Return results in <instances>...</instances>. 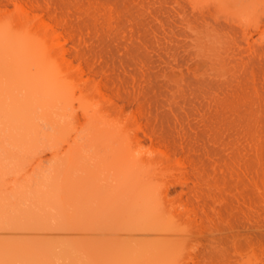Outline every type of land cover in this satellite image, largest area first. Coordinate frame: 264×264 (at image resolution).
I'll list each match as a JSON object with an SVG mask.
<instances>
[{
	"label": "bare ground",
	"instance_id": "1",
	"mask_svg": "<svg viewBox=\"0 0 264 264\" xmlns=\"http://www.w3.org/2000/svg\"><path fill=\"white\" fill-rule=\"evenodd\" d=\"M244 1L235 4L237 13L244 7L253 12L252 7L258 6L257 0H251L248 5L252 7L247 8ZM65 4L58 0H0V131L18 148L33 153L40 132L36 111L64 134L68 130L62 122L70 117L72 96L88 95L99 104L93 108L95 117L104 112L116 121L114 127H107L110 120L95 126L91 145L109 149L114 158L106 162L99 155L100 161L96 154L90 160L95 166H89V161L82 166L79 148L69 144L74 157L72 165L67 164L69 172L63 170L59 181L49 185L53 188L41 190L33 207L16 211L8 220L10 229L46 232L44 235L57 232L56 238L49 235L40 241L45 247L41 258L50 262L60 258L73 264H264L263 39L255 49L258 64L253 67L258 73L254 80L244 76V67L236 74V66L228 75L230 68L224 61L225 69L222 65L210 67L195 75L180 68V75L174 78L168 67L183 68V58L161 40L165 19L106 15L91 3L83 9L85 4L79 3L80 8L76 4V9L73 4L67 10ZM257 9L260 13L261 8ZM250 12L241 14L242 20ZM131 107L133 113L127 115ZM93 109L88 112L92 119ZM144 146L149 149L142 152ZM75 168H82V173L72 172ZM84 174H88L85 179ZM98 175L103 181L111 179L108 182L113 181L119 192L105 198L107 203L97 193H103L109 183L99 184L100 177L93 182ZM85 184L93 187L88 186L89 193ZM173 191L180 196L172 199ZM101 204L103 208L108 205L102 219L110 214L104 222L110 224L114 219V225L106 223L108 230L105 225L102 231L112 233L89 242L72 237L102 214L98 210ZM89 216H93L90 223L86 221ZM59 232L66 234L59 236ZM26 240L18 237L1 242L3 258L11 259L10 264L33 260L38 250L33 240ZM229 242L235 254L225 246Z\"/></svg>",
	"mask_w": 264,
	"mask_h": 264
},
{
	"label": "rangeland",
	"instance_id": "2",
	"mask_svg": "<svg viewBox=\"0 0 264 264\" xmlns=\"http://www.w3.org/2000/svg\"><path fill=\"white\" fill-rule=\"evenodd\" d=\"M58 1H61L64 4L66 3L65 6L66 5L67 6L65 7V9H67V10L68 9L72 10L73 8H75L76 4H78L79 6L78 5L77 6L80 8L79 3L85 4V5H83V7L81 6V8H80V9H83L86 6V4L89 7V3H91L90 5L91 6L93 5L92 6L93 9H95V10L98 9L101 13L103 12V14H106V15H109L112 13H114V14L121 13V15L123 14L124 16H136V15H138V17H140V16L141 17L142 16H149V17L150 16H153V17L157 16L158 17L159 16L160 19L163 18L162 19L163 21L165 19V21H167V22H165V23L163 22L164 24L161 27L162 28L161 29L162 36H163L161 38V40L164 42L165 47L168 48L170 46L173 50H175V52L178 53V56H182V58L184 59V60L182 59V61L184 62V63L182 62L183 68L181 65H180L181 67L178 68V65L176 66L173 64L170 66L171 68L168 67L169 74L172 75V77L174 76V78H176L180 75L179 74L180 68L183 70H186V71H190L195 75H199V74H201V72L207 71V69L210 67H212V68L214 67L215 69H218L219 66H220L219 68H222L225 65L227 68L229 66V68L231 69V70L227 69L228 75H231L232 73H234V70L236 69V66H237V69L235 70L236 74L239 71L238 69H243V67H244V70H243V71H245L244 76H246L249 79H253V80L255 77H257L256 73H258V72H255V71H258V70L254 69L256 67H253V66H256V64H258L257 60H256V56H255L256 55L255 49L257 48L256 45L258 44V42L260 43V42L264 41V35H263L264 34V15H263L264 14V0H257V1H260L259 3H263V4H258V2L256 1L255 4L258 5L256 7L255 6L252 7V6L248 5L249 2H251V0H245V1L241 0V1H244L247 3L246 4L247 8L248 7L255 8V10H253V12H250V11H252V10H250L251 8L245 9V7H244L243 9H241V7H240L239 10L240 9L243 10V13H241L242 12L241 10H240V12L238 11L239 13H237L236 12L237 8H234L236 3H238V5H239V3L241 4L240 0H231V2L226 1V0H58ZM73 4H75V5L73 6ZM252 4H254V3H252ZM72 6H73V8H72ZM91 6H90V9H92ZM88 7H86V8H88ZM257 8H259V9L261 8L260 13H259ZM246 12H250L251 16H252L251 17L250 15H247L246 17H244V18H247L246 19L247 21H248V19L253 18V16H254V18L250 19L249 22L244 20V18L242 20V16H243V14L246 15ZM257 12L259 14H257ZM261 12H262V14H261ZM241 14H242V16H241ZM247 14H249V13H247ZM168 21H170L171 25L168 23ZM243 21H245V22H243ZM259 38H260V40H259ZM164 39H166V40L164 41ZM242 39H243V41H242ZM262 39H263V41H262ZM251 46H252V48H251ZM170 47L168 48V50L171 49ZM167 48H165V49H167ZM181 49H183V50H181ZM188 52L190 53V55ZM166 54H167V52H166ZM203 54H205V55H203ZM203 57H205L206 59H204ZM251 58H252V60H251ZM253 58L256 60V62ZM198 59H201V60L199 61ZM229 59H231V60H229ZM223 61L225 62V65H222V64H224ZM237 61H238V63H237ZM201 62L204 63L205 65H203ZM211 62L214 64H212ZM250 62L252 65H250ZM235 64H237V65H235ZM221 65H222V67H221ZM172 66L175 67L176 69L173 68ZM246 66H249V67H246ZM212 68H211V71H212ZM224 69H225V67H224ZM208 70H210V69H208ZM218 71H220V70H218ZM243 71L241 70L239 73L241 74V72H243ZM250 71L254 72V73L252 74ZM77 95L78 94L76 93L75 95L72 96L73 100H71V103H70L72 105H71V107H69V109H71V110H68V111H70V117L67 116L66 117L67 119L65 118L67 122H64V121L62 122V124L63 123L66 124L67 129H65V130H68V132L66 131L65 133L63 131L64 134H60L58 132V130H57L58 128L56 129V126L53 124V122H49L47 120L45 121L44 118L41 117V112L39 110L36 111L35 121L37 122V125H38L40 132H39V141L37 144V148L33 151V153H32V151H30V153H27L24 150L18 148L16 145H14L8 139V137L2 131H0V243L1 242L5 243L6 240H8V241L10 240L9 242H11V241L13 242V240L18 239V237H19V239L22 238V240L24 237V239L26 238L30 242V240L33 237V239H32L34 241L33 244L37 248L38 252L36 254L34 252L35 255L33 256V260L31 259V261H29L30 264L31 263L32 264H46L43 262V261H45V259L42 260V258H41V257L45 256L44 255L45 247L41 246L42 242H40V241H42V239H43V241H45L51 235H52L51 237H55V234H57V232L55 233L54 231H52V233H49V234L47 233L46 235H44L46 232H38V233L32 234L31 231L28 232V230H26V231L25 230H22V231L19 230L18 231V229L17 230L16 229L14 230L12 228L10 229V225L8 224V220L13 218L14 214L19 209H28L30 207H33L31 205L32 204L34 205V199H35L36 195L40 194L43 190H46L49 187L53 188L54 183L56 184V181L57 180L59 181V179H58L59 176H61L64 173V171L66 173L68 171V169H70L67 167V164H69V162L72 160L71 158H74V157H71V152H70L71 149L69 147V144L72 143V145L79 148L78 150L80 152V156L78 157L79 158L78 161L80 160V163L82 164V166L87 161H89V163L87 162L89 164V166H92L91 162H93V160L96 159V158H94L96 156V154H98L96 156L98 160H100V157H99V155H100L101 158H104L101 160H105V158L108 160V161L105 160L106 162H110L109 158L111 159V161L114 158L113 157L114 153H112V151L111 152L108 151L109 149L97 148L96 144L91 145V143H92L91 139L94 135L95 126H98V127L104 126V122L108 123V121L110 120L111 122L109 121V125L105 124L104 128H107L108 126L114 127L111 125L113 124V121H115V118H113V116H111L112 118L109 117L110 118L109 119L107 117L106 113H104V112H101V113L97 112L98 117L97 116L95 117L96 112L94 109H97L99 107V104H97V103L95 104V102H97L96 98L95 99L93 98L94 100H92V98L91 99L89 98L90 96L87 97L88 95L87 96H81V97L77 96ZM87 103H88L89 107L90 106H93V107L92 108L86 107L85 104H87ZM83 106H85V108H87V109H85ZM83 108L85 110H83ZM91 109H93L95 112V114L93 112V115H94L93 119L91 118L92 114L88 113L89 111L91 112ZM133 109L134 108H132V107H131V109L129 108L127 111V113H128L127 115H131L133 113ZM85 111H87V113ZM100 115H102V116H100ZM99 116L101 117L100 119H102V121L98 120ZM102 117L105 119H103ZM106 117H107V119H106ZM91 119H92V121H91ZM103 120H107V121L103 122ZM60 121H62V119H60ZM58 124L59 123H57V126H58ZM65 124H63V126ZM106 125H107V127H106ZM109 129H111V128H109ZM109 129H107V130L109 131ZM147 148H148V146L147 147L144 146L141 148V151L145 152V151H147ZM95 149H97V153H96ZM106 149H107V152H104ZM74 151H77V150H73L72 152H74ZM101 152H104L103 155L106 154V156H103ZM109 154H111V156H109ZM73 160H75V159H73ZM90 160H91V162H90ZM100 161H99V163H101ZM95 162H98V161H94V163ZM102 162H104V161H102ZM70 163H71L70 164V166H71L72 162H70ZM81 164L79 165L80 167H81ZM88 164H87V167H89ZM96 164L97 163H95L93 166H95ZM108 165L110 167H112L110 163H108ZM101 166L103 167V165H101ZM153 166H154V168H156L155 165H153ZM65 167H66V169H65ZM104 167H105V165H104ZM108 167H106V168L109 169ZM97 168H98V166H96L95 169H97ZM99 168L101 169V167H99ZM99 168H98V170H99ZM60 169H61V171H60ZM78 169L75 168V171H72V172H75V174L82 173L81 172L82 168L80 170H78ZM83 170H84V172L86 171V169H83ZM101 170H100V173L102 174L103 170L102 171ZM89 171L90 170H88V172ZM92 171H94V170H92ZM108 171H110V169ZM108 171H107V173H108ZM100 173H99V175H100ZM110 173H111V171H110ZM88 174H86V175H88ZM86 175L84 174V176H85L84 179L88 177ZM95 175H96V173H95ZM99 175L95 176V178H93V180L98 178V177L101 178V176H104L103 174L101 176H99ZM107 175H108V177L112 178V176H111L112 174H110V175L107 174ZM107 175L105 176L106 178H108ZM81 176H83V175L81 174L80 178H81ZM55 177H56V179H55ZM92 177H94V176H92ZM102 178H104V177H102ZM88 180L90 181L91 179H88ZM88 180H87V182L89 183ZM98 180H99V178L97 179V181H93V182L97 183ZM106 180L107 181L104 180L106 182V183H104L105 185H107V182L110 181L111 179L109 180V178H108ZM53 181H54V183H53ZM104 181L102 179V182H100L99 184L103 183ZM112 182H108V183L110 184V186L112 188L114 186V188H113L114 190L112 188H110V189L107 188L109 186V184H108L107 187L105 186L106 188L103 187V188H105L104 189L105 191H103V193H100V192L97 193V196H98V194L100 196V198H99L100 201L102 198H104L101 202H103L105 200L104 202L107 203L106 200L109 198L108 196H110V195L111 196L113 194L116 196L119 195L118 194L119 192L117 191L118 189L114 185L115 183L114 182L112 183ZM90 184H93V183H90ZM90 184H85L86 185L85 189H86V191H88V193H89V191H91V189L89 190V188L91 187ZM104 184L101 186H104ZM49 185H53V186H49ZM97 185L98 184H96L95 186H97ZM88 186H90V187H88ZM101 186L99 188H101ZM91 188H93V187H91ZM99 188H98V191L100 190ZM49 189H51V188H49ZM106 189H108V190H106ZM101 190H103V189H101ZM104 192H105V194H104ZM115 193H117V194H115ZM177 194L180 196L179 191H175V192L173 191L171 193V198L172 199L178 198ZM120 195H122V194L120 193ZM33 196H34V198H33ZM101 196H102V198H101ZM123 196H124V194H123ZM105 198H107V199H105ZM114 199H117V197H115ZM118 199H119V196H118ZM121 200H122V197H120L119 201L121 202ZM118 202H116V204ZM113 203L115 204L114 201H113ZM103 204H101L99 208H101V206ZM108 204L113 206L111 201L110 202L108 201ZM94 205H97V204L95 203ZM107 206L108 205L104 206V208L102 206L101 209H103V210L98 208V210H100L99 213H102V214H99V216L97 215V217H98L100 222H103L102 224H100V222L98 220L95 222V220L97 219L96 216H95L96 219L95 220L93 219L94 220L93 223L91 222L93 216H89L88 218L86 217V221L89 223L91 222V224L88 227H84L87 224L83 226L82 225L83 223L81 224V222H80L81 226H83V228H86V230L85 231H83V229H82V231L79 230L81 232L80 235H79V233H76V232L73 233L72 232L73 233L72 237H76V235H77L76 238H79V236H80V238H82L83 240H86V242L88 240V242H89V240H93L96 238H98V239L103 238L104 239L105 237H107V235H108L107 233L111 234L112 232L110 233L107 231V232H105L106 236L104 237L105 233H104V231H102L103 226L108 224L107 222H104V221H107L108 220L107 217L110 216V214L108 216L105 215V217L106 216L107 217L106 218L103 217V219L105 218L107 220L102 219L103 214L106 212L104 210L106 209ZM89 209H90V207H89ZM108 213H110V211ZM119 215L121 216L120 213H119ZM89 218L91 220H89ZM112 219H113V217H112ZM84 221H85V219H84ZM86 221H85V223H87ZM113 221H114V219H113ZM113 221H111L110 224L111 223L113 224ZM99 224L102 226L101 230L99 228V227H101V226H99ZM110 224H108V225H110ZM224 224H226L225 221H224ZM108 225L106 226L107 229L105 228L106 230H108ZM4 226H5V228H4ZM92 226L95 228L90 229V228H92ZM111 226L109 227V231H111L110 230ZM1 227H3V228H1ZM96 228L99 230L97 231ZM59 234L58 235L61 236V234L65 235L66 233L65 232L64 233L59 232ZM30 235H32V236L29 238ZM122 235H124V234H122ZM68 236H71V234L69 233ZM125 237H127V236H125ZM47 241H46V243H48ZM18 242H19V240H18ZM24 242H25V240H24ZM191 242H193V241H191ZM6 243H8V242H6ZM193 243L195 244V242H193ZM230 244H232V242L227 243V245H225V246L226 247L230 246L229 251L231 252V254H235V249L233 248L234 245H230ZM5 245H7V244H5ZM217 246H216V248H217ZM1 247H3V246H1ZM26 247H27V244H26ZM208 248H207V250H208ZM218 248H219V246H218ZM23 250H25V249L23 248ZM207 250H205V252ZM4 252H6V251H4ZM216 252H217V250H216ZM22 255H23V253H22ZM29 256H30V254H29ZM3 257L4 256L0 253V260H2V262L4 264H6V263L10 264L9 262L11 261V259L9 261L8 259H6L7 257L6 258H3ZM24 260L25 259H23V260L19 259L18 261H16V258H15L16 263L15 262H13V263L14 264H17V263L26 264L28 262V260L27 261H24ZM56 260H57V262L55 261L56 264H58V263L59 264L60 263L61 264H69V263L73 264L72 261H71L72 263L68 262V261L65 262V261H62L60 258L56 259ZM46 261H48V260L46 259ZM49 262H50V260L47 262V264H52V263L55 264V262H53V261L50 263ZM74 262H75V264L78 263V262L76 263V261H74ZM89 262L87 263V261L86 262L82 261L81 264H83V263L89 264ZM91 262H93V261L91 260ZM213 262H214V260H213ZM222 262H224V261H222ZM3 263H1V264H3ZM218 264H220V262ZM221 264H225V263H221Z\"/></svg>",
	"mask_w": 264,
	"mask_h": 264
}]
</instances>
